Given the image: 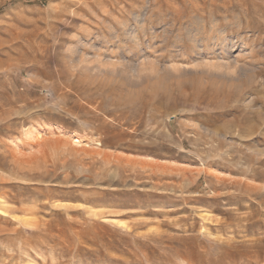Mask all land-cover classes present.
Instances as JSON below:
<instances>
[{
    "label": "rangeland",
    "instance_id": "rangeland-1",
    "mask_svg": "<svg viewBox=\"0 0 264 264\" xmlns=\"http://www.w3.org/2000/svg\"><path fill=\"white\" fill-rule=\"evenodd\" d=\"M0 264H264V0H0Z\"/></svg>",
    "mask_w": 264,
    "mask_h": 264
},
{
    "label": "bare ground",
    "instance_id": "bare-ground-1",
    "mask_svg": "<svg viewBox=\"0 0 264 264\" xmlns=\"http://www.w3.org/2000/svg\"><path fill=\"white\" fill-rule=\"evenodd\" d=\"M79 141H80V140H79L78 138H77L76 140H74L75 143H77V142L79 143Z\"/></svg>",
    "mask_w": 264,
    "mask_h": 264
}]
</instances>
